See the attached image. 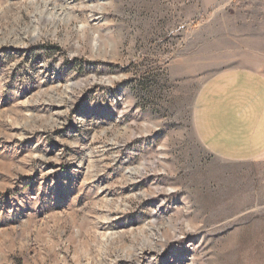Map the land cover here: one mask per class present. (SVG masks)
Instances as JSON below:
<instances>
[{
	"label": "rangeland",
	"instance_id": "374dc122",
	"mask_svg": "<svg viewBox=\"0 0 264 264\" xmlns=\"http://www.w3.org/2000/svg\"><path fill=\"white\" fill-rule=\"evenodd\" d=\"M244 68L264 0H0V264H264V163L198 128Z\"/></svg>",
	"mask_w": 264,
	"mask_h": 264
},
{
	"label": "crops",
	"instance_id": "0c3cea01",
	"mask_svg": "<svg viewBox=\"0 0 264 264\" xmlns=\"http://www.w3.org/2000/svg\"><path fill=\"white\" fill-rule=\"evenodd\" d=\"M213 82L221 92L205 96ZM200 100L198 128L211 152L264 163V73L247 68L221 72L202 89Z\"/></svg>",
	"mask_w": 264,
	"mask_h": 264
},
{
	"label": "bare ground",
	"instance_id": "6f19581e",
	"mask_svg": "<svg viewBox=\"0 0 264 264\" xmlns=\"http://www.w3.org/2000/svg\"><path fill=\"white\" fill-rule=\"evenodd\" d=\"M54 9V8H53ZM55 14L54 13H51L50 14V16L48 15V17H46V18H48V20L49 21H55L57 18H54L55 16H54ZM56 22V21H55ZM84 28V27H83ZM141 171H143V169H141Z\"/></svg>",
	"mask_w": 264,
	"mask_h": 264
}]
</instances>
